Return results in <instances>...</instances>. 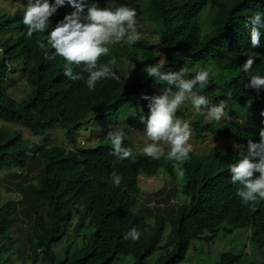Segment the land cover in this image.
<instances>
[{"label":"trees","instance_id":"1","mask_svg":"<svg viewBox=\"0 0 264 264\" xmlns=\"http://www.w3.org/2000/svg\"><path fill=\"white\" fill-rule=\"evenodd\" d=\"M103 1L86 0L100 5ZM207 7L213 8V14L205 28L200 16ZM137 10L156 27L162 70L173 72L181 67L213 65L220 78H210L209 84L203 89L197 86V90L213 103L227 100L228 105L248 107L251 124L194 122L196 137L209 134L231 141L232 145L213 146L205 155L190 153V159L182 163L175 161L184 180L180 191L185 202L170 217L156 213L148 217L139 209L138 179L141 175L156 176L160 170L174 172L167 158L168 148L161 158L153 159L136 152L125 137L124 145L132 148L133 155L120 160L111 154L109 141L90 148H73L74 133L94 113L97 120L117 125V114L122 107L148 88L161 92L164 82L148 77L127 83L118 57L121 53L132 60L134 57L127 43H116L117 47L110 48L109 56H102L98 65L115 57V70L121 80L99 81L95 90L90 91L83 80H71L64 75L62 57L54 61L45 59L39 44L46 43L47 33H34L29 38L23 11L0 17V33L12 31L0 42V120L25 128L37 138L43 137L56 123L71 146L37 144L23 138L18 131L0 127V170L23 169L33 159L41 164L36 184L26 187L28 195L45 206L44 216L38 212L34 215L36 235L32 246L40 255L41 264H113L120 256H131L132 264H145L160 248L167 226V243L171 249L152 264H179L192 241L211 242L220 231L248 230L249 243L256 248L264 247V200L244 205L237 196L239 185L232 184L228 170L238 159L235 145L246 146L249 138L259 142V131L264 128L261 115L264 88L260 91L245 88L249 76L241 69L248 57H253L252 73L264 75V36L261 46L253 49L246 27L251 16L264 12V0H137ZM50 19L53 27L62 20L54 15ZM49 51L53 50L49 47ZM8 60L16 62L12 64L14 70H20L30 87L22 100L5 92ZM196 72L188 71L187 76ZM229 92L231 99L227 96ZM114 172L122 177L118 186L112 180ZM15 210L12 201L0 205V254L6 252L5 240ZM75 214L76 231L86 226L89 233L82 238L80 248L71 252V246L67 245L63 257L57 260L54 244L64 236ZM133 228L141 232L138 241L124 238ZM241 258V254L225 252L217 264H238Z\"/></svg>","mask_w":264,"mask_h":264},{"label":"rangeland","instance_id":"2","mask_svg":"<svg viewBox=\"0 0 264 264\" xmlns=\"http://www.w3.org/2000/svg\"><path fill=\"white\" fill-rule=\"evenodd\" d=\"M35 2V0H33ZM54 3V0H49ZM29 0H0V17L12 15L15 12H25ZM100 7H116L119 5H127L137 12V30L140 34L139 40L134 45L127 44L128 50L132 53L134 60L128 58L127 55L121 53L118 57V64L123 69L127 83H134L139 80L148 78L143 71L146 65L162 63V55L159 50V35L155 25L147 21L145 16L137 10V0H105ZM74 9L70 5L60 7L54 16L62 19L65 15L70 14ZM213 8L207 7L201 14L200 20L205 25H209ZM12 33L6 30L0 33V42L8 38ZM12 43V42H11ZM110 48L117 47L116 43L107 45ZM14 60H8L10 64L8 76L4 83L5 92L16 100H22L30 91V87L22 78L20 70H14L12 64ZM209 64H205V67ZM188 71H199L202 67L193 65L186 67ZM210 78L219 79L220 74L215 70L210 74ZM161 94L160 90L148 88L140 95L135 96L132 102L122 107L117 114L118 124L109 125L110 123L97 120V113L90 114L84 121L85 123L74 133L75 144L73 148H90L102 144L107 140V135L115 129H123L126 133L125 137L132 143L134 150L143 153V147L146 142L144 135V124L141 123L139 117L141 109L147 117L149 114L148 101L142 99L143 96H153ZM212 102V101H210ZM213 103V102H212ZM177 116L182 120H188L191 127L190 143L193 147L191 154L196 156L205 155L209 148L213 146L224 147L232 145L231 141L218 139V137L209 134H201L196 137L193 132L192 124L198 122L200 125L204 123H212L205 119L204 115L197 113L190 103L181 106L177 111ZM251 114L248 107L243 105H228V115L220 122H213L215 125L225 124L229 121H238L248 126L251 124ZM0 127H5L12 131H18L22 137L29 139L35 143H43L46 146H62L70 148L65 140L62 129L58 124L53 126L46 132L43 137H34L27 129L12 123H6L0 120ZM168 148L164 145V150ZM174 166V172L169 174L164 170H160L156 176L149 177L141 175L138 179L139 209L144 210L148 217L152 213L170 217L174 211L185 202V197L181 195V186L184 182L180 172L177 169L176 162L171 160ZM41 164L37 159L30 161L23 169L5 168L0 170V205L7 201L16 204V210L13 215V223L10 229L9 237L5 240L6 252L0 254V264H41L40 255L33 250V238L36 235V227L34 223V215L36 212L45 215V206L28 195L26 187L36 184V176L39 173ZM81 211V207H78ZM76 214L73 220L66 226L64 236L54 244L53 252L57 260L63 257L64 248L71 246L70 251H74L82 246V238L87 236L89 230L85 226L80 231H76ZM169 226H167L163 239L159 245V249L155 255L145 264H152L153 261L166 250H170L168 245ZM249 231L245 229H235L231 233H223L220 231L213 241L208 242L202 239L194 240L190 244L187 254L179 264H217L219 256L225 252L233 254H241L242 258L238 264H264V247L256 248L249 243ZM131 256H120L118 261L113 264H132Z\"/></svg>","mask_w":264,"mask_h":264},{"label":"clouds","instance_id":"3","mask_svg":"<svg viewBox=\"0 0 264 264\" xmlns=\"http://www.w3.org/2000/svg\"><path fill=\"white\" fill-rule=\"evenodd\" d=\"M70 5L74 11L52 26L51 17L64 5ZM86 10V11H85ZM23 23L27 27V36L34 33H47L46 43L41 42L39 47L44 50L47 60H64L63 73L71 80H83L90 91L95 90L96 84L105 79L121 80V75L115 70V57L106 63L98 65L102 56H109L110 43H127L134 45L140 38L137 30V12L127 5L100 7L97 3H87L86 0H29L23 16ZM246 27L249 29L250 44L253 49L261 46V37L264 36V12H257L251 16ZM49 29H51L49 31ZM49 47L53 51H49ZM255 58L248 57L241 66L249 78L244 87L260 91L264 88V75L253 74L252 68ZM79 68L80 71H74ZM213 65L200 69L194 76L188 77V69L181 67L178 71L165 72L159 62L146 65L143 71L149 77L164 82L165 87L161 94L143 96L148 101L149 114H143L139 120L144 124L146 142L143 153L153 159H159L165 154L164 145H167V158L176 162L190 159L193 150L190 138L192 135L190 122L177 116L178 109L186 103L210 122H220L228 115L227 100L212 103L197 90L203 89L210 82ZM87 78H84V74ZM229 99L232 93H227ZM264 116V112L261 113ZM125 131L115 129L107 135L111 145V154L120 160L132 157L131 147L124 145ZM259 142L249 138L247 145H235L238 149V159L229 165L231 182L239 185L237 196L244 205L258 200H264V128L259 131ZM258 174V175H257ZM115 185L121 183L122 177L112 173ZM250 234V233H249ZM141 232L131 229L125 239L138 241ZM249 237V235H248Z\"/></svg>","mask_w":264,"mask_h":264},{"label":"built area","instance_id":"4","mask_svg":"<svg viewBox=\"0 0 264 264\" xmlns=\"http://www.w3.org/2000/svg\"><path fill=\"white\" fill-rule=\"evenodd\" d=\"M0 54H1V50H0Z\"/></svg>","mask_w":264,"mask_h":264}]
</instances>
